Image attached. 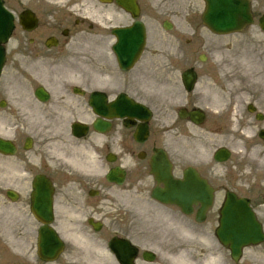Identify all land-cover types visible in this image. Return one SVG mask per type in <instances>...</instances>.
Returning <instances> with one entry per match:
<instances>
[{
    "label": "rangeland",
    "instance_id": "obj_1",
    "mask_svg": "<svg viewBox=\"0 0 264 264\" xmlns=\"http://www.w3.org/2000/svg\"><path fill=\"white\" fill-rule=\"evenodd\" d=\"M163 1L164 0H161L162 3ZM172 1L173 0H168V2H172ZM252 1L254 5L253 12L256 15L255 17L259 18L261 15L264 14V0H252ZM189 37H190L189 35H185L183 40ZM225 39H229V40H226L225 44H226V47L231 50L229 52L230 54L229 56L231 57L226 59V61L224 62V66H222L221 63L216 64L215 70L216 71L218 70L219 72L224 71L225 77L228 80V82H229V79L227 77L230 76V73L232 72L234 65L236 64V62L239 61L240 58L241 59L245 58L246 59L245 62H247L248 65H252L253 68H256L257 66L256 61H258V67L260 68V70L264 69V33L259 31V29L256 26V21H255L254 27L249 28L248 30L241 33L240 35H232L230 37H226ZM179 40L180 42L182 41L181 38H179ZM219 40L220 39L212 38L210 41L212 45H218ZM160 48H164L166 50L165 44L163 42L160 44ZM252 51L254 54L251 53ZM169 52L172 53L171 51ZM79 56L80 55L78 54H72V57L74 58V60H79ZM255 56L258 60L255 58ZM168 58L170 60H174V58L170 54L168 55ZM74 60L73 62H75ZM164 62H165V58H162L161 64H163ZM26 63L27 62L25 61L24 64ZM186 63L187 62L184 60H179L178 62L179 69L184 68V65ZM154 65H155L154 59L150 58V56L146 54L144 55L143 60H141V65H139L138 68H149ZM17 68H22L23 70L24 77L22 79L18 73L15 74V70ZM247 69L248 70L245 73H249L246 78L247 81L249 82L250 77L253 75V72L251 68H247ZM25 76H26V71L24 70L22 65L19 64V61L17 60V58L13 57L12 54L8 53L7 62L5 64V68H4L3 74L0 79V99L2 98L6 102V106L3 109H0V129L4 133V136H6L5 138L14 140L16 142H22L23 138L27 135L31 136L32 139L34 140V149L32 153V154H35L34 157L32 156V154L28 156V154H22V153L17 154L15 157L10 158V159L0 157V160H2L3 164H11L17 170L19 175L27 173V172L35 173L38 171H42L44 158L39 157L37 155L38 153L37 150L41 148L42 149L46 148L49 140L50 141L56 140L54 137L55 132L53 133V131L49 130L48 124L43 125L44 120L46 118V113H44L43 106H41L40 104H36L35 102L34 103L32 102V106L30 107L31 108L30 112L18 113L16 110V108L19 106L18 103H20L21 106L23 107L22 102H16L17 97L20 96L26 99L27 97L30 96L29 95L30 90L34 87L31 85H24ZM124 87L128 88L129 89L128 91L130 92H134V91L136 92V89H133L132 87H129L128 85H125ZM228 87L229 85L226 84L225 85L226 92H225V98H224L225 100L228 99V95L229 96L232 95V93L228 91ZM261 93H263L262 90H261ZM169 95H171V92H169ZM138 96L142 100H148V98L143 93H141ZM245 102H248V100H245ZM49 104L59 105L60 106L59 110L65 109V114L72 113L71 109L65 106V104H63L62 102H57L54 96L52 97V100L49 102ZM256 105L262 111V113H264V95H263V101L258 100ZM170 114L171 113H159V116H165L169 120ZM212 115L213 114H211V117H209V122L210 121L211 122L205 125V129H208L211 131H212L211 123L213 119ZM66 121H68V119ZM164 126L165 124L163 125V127ZM259 126L261 127L264 126V120L262 123L259 124ZM205 129L202 127L201 129H197V130L203 132L205 136H208L210 138L213 137V139L211 140L212 147H210V150L212 152L213 151L212 148L216 146L215 144L222 145L223 141H222V138L219 136L220 133L214 137V135H210L209 132ZM213 129H214L213 131L215 132L217 128L214 127ZM199 135L202 136L201 133H199ZM228 138H231V139L234 138L233 139V141L235 142L234 150L232 146H230V150L232 149L230 160L226 164L220 165L219 173H225L227 171H234V172L243 174L247 172V169L241 170L239 168L240 164L237 161H239L242 158L245 151L249 152L250 148L244 146L243 136L239 133H234L233 137L224 136L223 139L224 141H226ZM60 140L65 142L66 141L65 136H63V138H60ZM172 141L173 140H170V142L168 143L169 150H171ZM239 143H241V146H242L240 148H239L240 146ZM223 144L229 146L227 142ZM250 150L251 151L255 150L254 152H252V155H251V157L254 159H257L259 151L262 152V154H264V151H262V147H259V146L254 147ZM212 167H214V165H212ZM50 172L59 173L60 171H50ZM255 173L258 175L264 174V164L259 165V170L257 172H251L246 177L250 178L254 176ZM1 180H2V188L7 189L8 187H10L12 183H19L20 181H22V177H18L15 175L9 177V176L4 175V177H1ZM246 181L249 182L250 179H246ZM262 184L264 185V182ZM149 215L151 214L146 213L147 220H145V225L147 227V230L150 233V235L147 237L148 238L147 240L148 242L152 243L150 246H152L154 249L158 251L157 252L158 264H174L172 260V249L174 247L172 245L174 244L175 246L179 248L186 249L192 243L186 239L177 237L176 231L174 230L175 226L174 228H172L171 225H167L164 223V221L159 220V218H162V216L158 215V217L151 218L148 220V217H150ZM19 217H20V214L17 213L16 219H18ZM11 220H13L12 222L15 221L14 216H11L7 220L0 222V223L9 224ZM160 221L162 222L161 225L158 224V222ZM179 226L178 228H175V229L177 231H182L183 230L182 227L184 225L181 223L179 224ZM19 227H20L19 225H13L8 229H1V231L4 234H9ZM114 230H117V227H115ZM157 234H160L161 236L157 237L158 236ZM191 240L194 241L193 239ZM153 242H156V243L153 244ZM208 245L214 248V246L210 245L209 242H208ZM195 257L197 258V256ZM36 264H40V263L37 262ZM54 264H63V263L59 261ZM97 264H101L100 257L97 259Z\"/></svg>",
    "mask_w": 264,
    "mask_h": 264
},
{
    "label": "flooded vegetation",
    "instance_id": "obj_2",
    "mask_svg": "<svg viewBox=\"0 0 264 264\" xmlns=\"http://www.w3.org/2000/svg\"><path fill=\"white\" fill-rule=\"evenodd\" d=\"M87 1H90L96 7V14L100 18L102 17L104 20H106L104 21L103 19H99L97 21L101 23L103 29L107 28L108 31L96 30L93 34H89L88 32L80 30L78 27L84 24V20L80 22L73 18L70 14L56 13L52 11L51 8L46 4L47 0H7L6 3L8 6L17 13L14 14L16 15L15 17H21L24 19L23 21H26V18L28 17L27 12H33L37 19L35 28L28 32H24L18 21H16L17 28H20L27 35L26 46H18L16 49L20 52L26 51L28 59L31 61V63L28 62V69L32 70V75H34L33 80L39 82V85L46 83L44 85L55 86L59 85V83L64 80V78L61 76V73L65 66H62L60 60L64 59L66 57L65 55L72 49H75V47H79L83 51H89L93 53L106 52L109 54V46L114 43V36L111 30L108 28V25L110 24L109 26L111 27L115 26L114 21L116 11H120V9L117 7L116 0ZM136 2L139 8L142 7L141 0H136ZM139 10L141 13V9ZM121 14L123 16L125 15L127 20H130L128 14L122 12ZM88 27L89 29L93 28V26L90 25H88ZM49 43H54L55 46H50ZM112 60L114 61L113 57ZM80 75L84 78L82 73H80ZM57 91L59 92L60 97L65 96L66 90L63 87L57 89ZM121 132L123 133V138H121V142L123 143L122 147H126L127 138L130 137L131 133H125L123 128H121ZM154 144L155 142H151L149 145L152 146ZM146 145L147 144H141L136 152L144 151L143 153L146 156ZM104 146L106 147L108 145ZM144 169L145 167L140 168L139 172L143 171ZM173 175L175 179H180L182 176L180 173ZM201 175L202 177L205 178L206 176L207 178V175L204 174L203 176V173H201ZM92 176H95V179L82 174L60 175V177L63 179L57 181V183H55V187H60L62 189L69 187L72 190H60L61 194L58 193L56 195L55 193V197L60 195L61 203L67 207H70L71 209L69 210L72 213L82 211L84 208L82 213L90 214V212H93L94 215L98 216L99 214H102L104 217H106L105 214L107 212V206H103V204L108 201L105 195L109 190H103L99 187H96L97 184L95 185V181H99L100 178L97 175ZM67 177L69 178L67 179ZM211 183L214 188L218 190L219 196H222V201L224 196V190L222 187H224V185L219 184L216 180L212 181ZM128 185L129 189L125 191V193H128L127 204H125V207L129 212L140 214L141 211H144L147 205L146 179H143V175L140 174L135 176ZM198 207L199 205L194 207V211H196ZM89 220L103 222L104 219L103 217H94L92 215H88L85 219V224L87 226L89 225ZM130 224V218L127 217L126 226L124 227L122 233L119 232V236L129 240H139V231L132 233ZM101 227L103 228V226ZM114 234L115 233H111L109 239L110 237L114 236ZM106 236L107 234L105 237Z\"/></svg>",
    "mask_w": 264,
    "mask_h": 264
},
{
    "label": "water",
    "instance_id": "obj_3",
    "mask_svg": "<svg viewBox=\"0 0 264 264\" xmlns=\"http://www.w3.org/2000/svg\"><path fill=\"white\" fill-rule=\"evenodd\" d=\"M3 16V14H2ZM2 32L0 34V42H3L7 35L9 28V21L6 18H2ZM244 25L250 23V20L248 18V8L247 4L239 1V0H208V17H207V24L215 31L217 32H227L231 30H235L239 27V25ZM0 30V31H1ZM3 51L0 47V66H1V59H2ZM126 57V56H125ZM0 149L4 152L12 151V147L8 145V143H5L0 141ZM247 215H245V218L243 217V222L249 221V218ZM240 221L242 219L238 217ZM234 220V223H236L239 220ZM253 225V224H252ZM247 231L245 230V224L239 223L237 224L236 228L234 225L233 230H225L220 231L218 235L220 237L228 236L229 238H233V236H242L247 235ZM227 238V237H225ZM244 242L247 241V237L243 239ZM240 246H231V249L234 253H236L237 249ZM121 262V260H120ZM123 262V261H122Z\"/></svg>",
    "mask_w": 264,
    "mask_h": 264
},
{
    "label": "bare ground",
    "instance_id": "obj_4",
    "mask_svg": "<svg viewBox=\"0 0 264 264\" xmlns=\"http://www.w3.org/2000/svg\"><path fill=\"white\" fill-rule=\"evenodd\" d=\"M263 151V150H262ZM264 154H262V152H258V158H261L264 160ZM67 161L69 164H80V162H78L74 157H68ZM259 162H263V161H259ZM0 175H7V176H14V175H18L17 170L11 165V164H3L2 160H0ZM61 210V214L65 217V219L69 222L70 225H73V223L71 222L72 218L71 216L73 215L72 212L69 210L68 207L65 206H61L60 207ZM13 214V209L11 208V206H9L8 204H3V202L0 201V222H3L5 220H7L9 218V216H11ZM5 224H0V227H5ZM186 233H188V231H185ZM73 233V236H72ZM68 235L69 237H74V238H80L81 235L79 234V232H76V229H72L68 231ZM207 240H205V246L207 244ZM204 248L203 246H200L199 249L197 248L195 251H188V255L191 257L197 256L198 254H200V251H202ZM194 255H193V254ZM201 253H204L205 256L204 257H198L195 259H184V256L182 255V253L178 252L172 256V260L173 262L177 263V264H216L217 262V256L215 254H213L211 252V250H205ZM102 264H116L113 263L112 261L110 262L109 258H106V256L101 260Z\"/></svg>",
    "mask_w": 264,
    "mask_h": 264
}]
</instances>
